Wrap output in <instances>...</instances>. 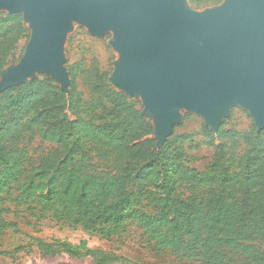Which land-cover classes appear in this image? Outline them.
<instances>
[{
	"label": "trees",
	"instance_id": "obj_1",
	"mask_svg": "<svg viewBox=\"0 0 264 264\" xmlns=\"http://www.w3.org/2000/svg\"><path fill=\"white\" fill-rule=\"evenodd\" d=\"M189 1L200 9L224 0ZM29 36L23 13L0 14V82ZM70 75L69 93L44 74L0 92V204L16 187L11 202L36 203L39 218L50 213L105 237L135 220L156 247L189 264H264V129L214 133L204 126L214 155L200 172L178 144L191 136L159 148L140 103L114 89L98 62L87 70L78 64ZM37 137L52 148L29 168L22 146ZM241 145L244 153L235 158ZM16 227L0 207V230ZM36 242L45 256L132 264L86 241Z\"/></svg>",
	"mask_w": 264,
	"mask_h": 264
},
{
	"label": "water",
	"instance_id": "obj_2",
	"mask_svg": "<svg viewBox=\"0 0 264 264\" xmlns=\"http://www.w3.org/2000/svg\"><path fill=\"white\" fill-rule=\"evenodd\" d=\"M0 9L23 13L33 28L0 92L43 71L69 93L61 50L76 17L94 34L114 32L123 54L111 81L131 98L144 94L159 148L179 119L176 104L196 109L218 133L228 107L241 103L264 129V0H224L204 13L185 0H0Z\"/></svg>",
	"mask_w": 264,
	"mask_h": 264
},
{
	"label": "rangeland",
	"instance_id": "obj_3",
	"mask_svg": "<svg viewBox=\"0 0 264 264\" xmlns=\"http://www.w3.org/2000/svg\"><path fill=\"white\" fill-rule=\"evenodd\" d=\"M185 1L189 8L196 13H204L219 6L211 5L196 9L189 0ZM6 11L0 9V14ZM69 25L61 50L63 67L68 72L69 86L72 83L71 68L80 64L84 70H87L94 62H98L100 69L108 73L110 85L117 91L127 92L111 81V77L116 71V65L121 62L123 54L113 45L116 39L114 32L109 29L100 35L94 34L87 24L76 17L70 18ZM29 30V38L23 39L19 43L18 49L6 66L2 83L4 82V75L10 69L17 67L27 54L33 28L29 26ZM43 74L46 75L45 72L38 71L35 77ZM79 89L85 94L88 93V88L81 80L79 81ZM133 99L140 103L139 107L145 112L147 106L144 94L139 92ZM175 110L179 119L173 125L166 143L180 136H191V139H186L183 142L179 140L178 144L190 156L189 166L200 172H205L214 155V150L207 145L203 132V127H207L206 119L196 109L182 104H176ZM146 116L154 127V118L151 115ZM253 125L259 127L252 111L241 103H234L228 107L227 115L221 119L219 129L223 127L225 130L243 133L249 131ZM22 148L25 150L26 159L28 158L29 168H32L51 150L52 145L37 137L32 142H26ZM244 150L245 147L241 145L233 151L232 155L238 158L244 153ZM16 195L17 189L14 187L9 195H4V201L0 204L6 220L9 223L17 224L15 229L0 230V264H95L90 258H74L65 253L45 256L38 249L37 239L51 244L61 241L74 245L86 241L89 248L114 253L129 260L132 264H189L188 261L181 260L170 250H161L156 247L135 220L127 221L117 233L105 237L100 233L89 232L82 226L58 223L52 219L50 213L39 218L40 212L37 204L29 203L17 206L11 202V199L15 198Z\"/></svg>",
	"mask_w": 264,
	"mask_h": 264
}]
</instances>
